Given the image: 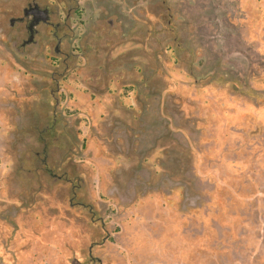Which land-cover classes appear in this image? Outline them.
Masks as SVG:
<instances>
[{
  "label": "rangeland",
  "instance_id": "rangeland-1",
  "mask_svg": "<svg viewBox=\"0 0 264 264\" xmlns=\"http://www.w3.org/2000/svg\"><path fill=\"white\" fill-rule=\"evenodd\" d=\"M75 1L0 0V264H264V0Z\"/></svg>",
  "mask_w": 264,
  "mask_h": 264
},
{
  "label": "flooded vegetation",
  "instance_id": "flooded-vegetation-1",
  "mask_svg": "<svg viewBox=\"0 0 264 264\" xmlns=\"http://www.w3.org/2000/svg\"><path fill=\"white\" fill-rule=\"evenodd\" d=\"M64 7L67 12L64 15L65 19H60L59 7L51 2L43 0H23L21 8L18 9V16L10 19V24L17 22L18 31L17 35L22 36L21 45L23 47L36 44L37 38L40 35V30L43 27L49 26L52 36L56 38L57 43L61 42L59 37L56 36L61 24L66 20L72 18L73 15L78 14L80 7L75 0H63ZM113 10V15H104L106 13V7L98 4V10L96 16L93 19H89L84 23V35L81 37L83 41L79 44L84 49L90 48V39H96L100 37H116L119 30L122 28L121 20L117 13L121 12V9L115 5L109 7ZM100 15V16H99ZM63 26V25H62ZM71 25H69L70 27ZM81 46V47H82ZM56 51H59L58 45L55 46ZM82 49H80V52Z\"/></svg>",
  "mask_w": 264,
  "mask_h": 264
}]
</instances>
